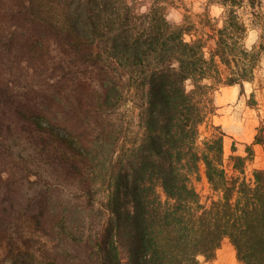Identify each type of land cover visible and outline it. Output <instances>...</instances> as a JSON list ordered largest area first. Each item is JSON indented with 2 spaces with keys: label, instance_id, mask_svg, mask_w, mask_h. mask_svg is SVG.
<instances>
[{
  "label": "trees",
  "instance_id": "obj_1",
  "mask_svg": "<svg viewBox=\"0 0 264 264\" xmlns=\"http://www.w3.org/2000/svg\"><path fill=\"white\" fill-rule=\"evenodd\" d=\"M263 3L175 23L174 0H0L2 264H203L225 240L264 264V168L247 174L251 147L226 159L211 122L215 91L256 77ZM25 139L36 153L14 150Z\"/></svg>",
  "mask_w": 264,
  "mask_h": 264
},
{
  "label": "rangeland",
  "instance_id": "obj_2",
  "mask_svg": "<svg viewBox=\"0 0 264 264\" xmlns=\"http://www.w3.org/2000/svg\"><path fill=\"white\" fill-rule=\"evenodd\" d=\"M210 0H174L173 7L170 8L168 19L172 22H180L184 15L187 14L193 19H196L198 14H202L208 9L212 17L221 15L223 9L218 4H209ZM264 10V3H263ZM246 11L244 12V15ZM245 17H248L247 14ZM264 33V18L261 21L255 20L251 26L248 35L245 39L247 47H252L258 44L260 37ZM214 105L216 107L215 114L211 118V122L222 127L226 136L224 138V154L227 159L232 153L246 156L247 148L253 150V157L247 163L246 172L250 176L254 169L264 168V55L256 72L254 81L245 83L243 93H240L238 86L220 87L214 93ZM133 101L123 105L118 115L129 128V138L137 133V119L133 108ZM206 128L202 127L204 134ZM259 135L263 139L262 143H255V136ZM13 148L16 151H21L25 155L36 153L33 150V145L26 143V139L13 142ZM30 181L23 182V187L32 195L39 189V184L36 183V176L30 175ZM50 188L57 190L56 183L53 179L50 181ZM196 186L202 196H207L209 193L208 183L204 175L199 181H196ZM68 194L70 190H65L61 194L63 200L69 201ZM102 201L100 196L97 197V205L95 206V215L99 216L98 204ZM200 260L203 264H241L237 258L234 247L228 240H225L220 248L216 251L215 257L211 261H205L202 257ZM0 264L1 256H0Z\"/></svg>",
  "mask_w": 264,
  "mask_h": 264
},
{
  "label": "clouds",
  "instance_id": "obj_3",
  "mask_svg": "<svg viewBox=\"0 0 264 264\" xmlns=\"http://www.w3.org/2000/svg\"><path fill=\"white\" fill-rule=\"evenodd\" d=\"M141 11H142V12H143V11H146V8H142Z\"/></svg>",
  "mask_w": 264,
  "mask_h": 264
}]
</instances>
